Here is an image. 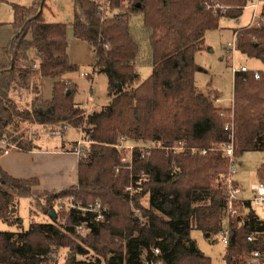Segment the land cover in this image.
<instances>
[{
  "label": "trees",
  "instance_id": "16d2710c",
  "mask_svg": "<svg viewBox=\"0 0 264 264\" xmlns=\"http://www.w3.org/2000/svg\"><path fill=\"white\" fill-rule=\"evenodd\" d=\"M249 1L73 0L74 37L89 45L94 72L108 78V104L87 116L74 100L76 87L61 81L55 82L51 100L36 99L21 109V97L31 89L35 73L55 80L74 72L76 66L69 54L68 25L43 18L46 0H36L30 8L13 6L14 38L0 48V158L14 147L33 149L32 142L20 137L2 143L10 137L7 131L16 119L44 128L82 129L84 140L92 144L79 157L77 186L43 194L45 203L35 201L51 222H37L32 216L28 230L19 216V201L33 198L39 182L14 178L0 166V220L20 230L0 231V264H55L53 247L69 249L66 264H212L192 232L200 231L208 243L216 244L224 227L227 200L222 180L228 159L217 147L231 142L227 124L233 125L237 157L264 152V73L260 80L251 72L237 73L233 108L223 109L214 95L198 92L195 58L206 48V33L218 30L221 19L240 18ZM134 16L142 17L151 48L152 73L139 85L136 68L141 48L131 31ZM236 32L238 51L264 65V25ZM121 136L160 148L144 158L142 150L135 149L133 170L126 171L121 151L114 147ZM183 141L187 148L208 153L176 152L166 162L167 152L161 148ZM259 175L264 179V166ZM129 184L135 190L132 198L119 191ZM146 197L149 207L141 203ZM69 198L85 204L102 200L112 209L109 223L72 211L68 225L61 224L62 213L55 211V204ZM117 202L123 203L124 214H118ZM131 203L142 211L145 221L134 215ZM244 206L249 211L243 210L229 222L226 264H245V256L252 251H264V221L250 203ZM79 226H85L92 243L84 240L76 245ZM104 232L120 240L118 247L112 242L102 250L95 246L105 240ZM252 235L255 240L249 242ZM93 249L101 254L95 263L77 260Z\"/></svg>",
  "mask_w": 264,
  "mask_h": 264
},
{
  "label": "rangeland",
  "instance_id": "374dc122",
  "mask_svg": "<svg viewBox=\"0 0 264 264\" xmlns=\"http://www.w3.org/2000/svg\"><path fill=\"white\" fill-rule=\"evenodd\" d=\"M36 0H3L0 3V45L8 46L14 36L13 22H14V11L13 6H21L30 8L34 5ZM73 0H46V6L43 9V18L47 23H61L68 25V39H69V54L72 64L76 65L77 70L67 76V80L72 81L76 85V93L74 96L75 102L85 106L83 108L85 115H90L94 112H100L101 109L106 106L109 102L108 99V78L103 74H98L94 72L95 57L90 50L89 45L82 40L73 39V30L70 26L73 21ZM217 7V6H215ZM253 11L250 9H245L243 15L238 20L224 18L220 21V27L218 30L208 31L205 36L206 48L196 55L195 61L199 66V70L195 75L196 87L198 92L203 94L211 93L215 96L213 99L222 100L223 106L232 105V98L234 93V75L232 73V67L241 68L243 66L249 69L260 68L261 62L256 59H250L247 56L241 54L239 51L234 50L230 52L228 47L229 43L234 41L235 30L247 28L251 25ZM131 31L135 40L139 43L141 52L137 59V73L138 79L136 85H139L146 81L152 73L151 64V48L149 45L147 34L143 29V22L141 16H134L131 19ZM70 35V37H69ZM82 73H89V77L82 76ZM71 84V85H74ZM74 85V87H75ZM53 81L46 79L42 82V97L45 100H51L53 97ZM21 102L19 106L21 109L30 106L28 103L23 102V96L21 97ZM216 103V102H215ZM217 106H221L216 104ZM88 106V108H87ZM223 108V107H221ZM224 109V108H223ZM61 128H44L38 125H31L27 122H22L18 119L8 128V134L10 137H5L2 141L4 145L8 144V140L14 137H20L26 143L41 144L40 139H36V135H41L42 137H47L51 141V144H59L62 141H72L78 142L80 139L84 140L85 135L80 134L77 129H70L69 131L62 134L60 138L55 137L56 132ZM66 135V136H65ZM38 138V137H37ZM131 138V137H130ZM89 139V138H87ZM92 144V143H91ZM131 144V143H130ZM131 145H136L140 147L144 145L141 142L136 141ZM150 145V144H149ZM77 143H72L71 148L75 149ZM86 147V146H85ZM220 148V147H217ZM134 152V151H133ZM132 152L128 149L121 150V165L126 171H132ZM167 155V153H166ZM165 155V161L169 162L171 159L167 158ZM122 159H126L131 165H127ZM264 166V152H247L241 157H237V167L238 171L234 180L239 184L242 190V198L247 201H252L254 199V194L252 187L254 185L264 184V179L259 175L260 169ZM122 167H119L121 169ZM119 169L116 170L118 174ZM131 188V191H128ZM119 191L122 195L126 197H131L134 195L135 190L133 185L120 186ZM133 197V196H132ZM131 197V198H132ZM72 199V198H69ZM41 200L45 203L46 197L39 196L31 198V206L24 199L19 201V216L23 223L24 230H28L32 222L31 217H34V221L49 223L51 219L46 215L41 207L36 203ZM59 199L55 204V211L61 214L60 223L68 225V212L65 208L59 210L57 208ZM75 200V199H74ZM78 201V200H75ZM100 201L108 209V215L101 223H109L108 219L112 213V209L109 205L104 204L102 200H90L89 202ZM85 204L82 201H78ZM143 207H149L148 198L141 200ZM38 204V203H37ZM119 205L118 214H124L123 203L117 202ZM130 207L134 215L140 217L142 221L143 213L138 210L133 203ZM257 215L260 219L264 220V206L254 207ZM111 209V210H110ZM128 209V208H127ZM111 211V212H110ZM17 227L9 226L0 220V231L3 232H15ZM18 231L19 228H17ZM105 240L98 245V249L102 250L103 246H110L112 243L116 244L118 247L120 240L111 237L109 233L104 232ZM192 238L197 242L199 249L212 260V264H226L224 258L226 253V246L222 243L220 236L218 237V242L216 244L208 243L203 234L200 231H193ZM87 243H92L87 231L78 232V236L75 240L76 245L82 243L83 241ZM112 242V243H111ZM87 248V246H85ZM115 247L112 245L110 248ZM54 254L52 255V260L55 264H66L68 258L70 257L69 249L63 247H53ZM107 251L104 253L106 254ZM101 255L98 251L93 249L87 256H77L78 261H84L87 263H95L96 259ZM105 256V255H104ZM105 259V258H103Z\"/></svg>",
  "mask_w": 264,
  "mask_h": 264
},
{
  "label": "built area",
  "instance_id": "2783aa9c",
  "mask_svg": "<svg viewBox=\"0 0 264 264\" xmlns=\"http://www.w3.org/2000/svg\"><path fill=\"white\" fill-rule=\"evenodd\" d=\"M245 9H250L253 11L252 14V21L251 24L255 27H259L261 25H264V17L262 16L264 12V0H250L248 6ZM228 47L230 48V52H233L234 50H238V32L234 34V41L232 43L228 44ZM34 69H38V65H34ZM253 73L255 79L260 80L262 74L264 73V69L262 70H251L246 66H243L241 68H235L232 67V73L235 76L237 73ZM82 76L88 77L89 73H82ZM216 104H222V100L216 99ZM82 108H85V106H82ZM233 108V101L232 105L227 109ZM226 109V108H224ZM222 116L225 115L224 112L221 114ZM231 119H233V114L231 115ZM71 128L70 126H64L62 129L56 132L55 137L60 138L63 133L69 131ZM227 131H231V142L227 145H224L219 148V150L225 155V157L228 159V170L227 173L223 176L222 180V186L225 191L226 195V208H225V221H227V224L224 225L223 230L220 234V238L222 243L227 247L230 241V235L231 230L229 226V222L232 219H235L238 217L242 211L248 212L249 209L245 208V203H250L251 207H263L264 206V184L254 185L252 187V191L254 194V199L252 201H247L242 198V190L240 186L237 184V182L234 180V177L237 174L238 167H237V156L235 154V147L233 143V125L232 123H228L226 128ZM80 134H83L82 129H77ZM136 143L135 140L130 138L129 136H121L119 139V142L116 146H114L119 151L128 149L132 152L133 157V151L137 148L142 150V158L146 157L148 155V152L152 149H157L160 147H157L155 144H146L142 145L140 147H137L136 145H131L132 143ZM77 143V146L75 147L74 154L80 157L84 152V147L90 145L92 142L89 140H83L80 139ZM131 143V144H130ZM165 149L167 152L166 157L170 158V155L172 153L176 152H184V151H190L191 154H194L196 152H201L203 155H206L208 153L207 150H198L196 148H187L186 142H176L172 147L169 148H161ZM217 150V149H216ZM123 162H126V164L131 165L126 159H122ZM128 191H131V188H129ZM57 208L59 210L65 208V210L70 214L72 211H81L84 213H90L95 216L96 222H102L106 216L108 215V209L101 203L100 201L96 202H89L88 204H83L81 202L75 201L74 199H65L60 200L58 202ZM85 226H79L77 227L78 232L85 231ZM249 242H254L255 236L252 235L249 237ZM156 256L160 255V252L158 250L154 251ZM245 264H264V251L261 249H256L252 251L249 255L245 256Z\"/></svg>",
  "mask_w": 264,
  "mask_h": 264
},
{
  "label": "crops",
  "instance_id": "0c3cea01",
  "mask_svg": "<svg viewBox=\"0 0 264 264\" xmlns=\"http://www.w3.org/2000/svg\"><path fill=\"white\" fill-rule=\"evenodd\" d=\"M238 19H234V20H238ZM248 27L256 28L252 24L249 25ZM236 31L237 30H235V33ZM72 38L76 39L74 37V34H72ZM5 47L7 46L0 45V48H5ZM257 61L261 62L259 60ZM261 65L262 66L260 68H256L252 70L264 69V65L262 62ZM71 73L62 75L55 80L51 78H43L40 76L39 73H35L32 77L31 89L27 93H25V95H23V102L31 104L36 99L45 100L42 97V82L46 79L52 80L53 84H55L56 81L74 84L72 83V81L67 80V76ZM219 105H221L220 107L223 108H229L231 106V105L223 106V104H219ZM36 139H40L41 144H36L35 143L36 140H35L33 143L32 150H22L14 147L10 151L5 153L3 156H1L0 166L2 167V169L12 177L17 179L37 180L39 184L33 190V197L34 196L39 197L46 193L63 192L72 187H76L78 184L79 157L74 154L75 149H72L73 147L71 148L72 143L76 144V141L64 140L59 144H51V141L48 140L47 137L36 135ZM21 199H24V201L28 202V204L31 206V198H21ZM252 209L255 211V208ZM226 224L227 221L224 220V225ZM15 232H18L17 228Z\"/></svg>",
  "mask_w": 264,
  "mask_h": 264
},
{
  "label": "water",
  "instance_id": "95a60500",
  "mask_svg": "<svg viewBox=\"0 0 264 264\" xmlns=\"http://www.w3.org/2000/svg\"><path fill=\"white\" fill-rule=\"evenodd\" d=\"M51 215H52L53 217H55V216H56L55 211H52V212H51Z\"/></svg>",
  "mask_w": 264,
  "mask_h": 264
}]
</instances>
